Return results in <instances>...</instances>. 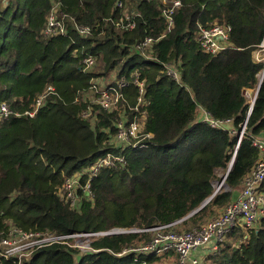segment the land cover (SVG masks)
I'll list each match as a JSON object with an SVG mask.
<instances>
[{"label":"trees","instance_id":"16d2710c","mask_svg":"<svg viewBox=\"0 0 264 264\" xmlns=\"http://www.w3.org/2000/svg\"><path fill=\"white\" fill-rule=\"evenodd\" d=\"M180 2L171 30L160 39L166 29L160 0H0V105L11 112L0 116V239L12 226L60 235L179 221L177 230L191 231L236 198L260 156L253 139L264 137V75L258 80L263 64L252 57L264 39V0ZM55 4L64 15L65 34L45 36ZM132 11L134 28L128 30L119 22ZM214 24L230 30L227 48L210 55L197 37L200 26ZM80 27L90 31L81 35ZM145 37L154 40L152 59L135 49ZM88 55L95 62L85 69ZM165 65L177 69L178 80ZM113 73L128 80L124 101L111 113L95 107L93 121L84 118L87 104L80 95L92 79ZM134 73L145 85L143 132L152 137L147 148L133 152L115 136L123 110L131 114L128 107L136 105ZM48 87L53 92L38 112L25 115ZM253 89L258 91L250 110L244 92ZM199 108L230 125L217 129L197 121ZM245 121L225 188L214 194ZM106 153L123 154L125 167L101 168L89 181L90 194L78 192L77 207L59 197L65 178ZM87 181L84 175L81 183ZM150 239L149 233L100 237L90 244L97 252L86 254L52 245L23 264H157L162 257L156 255L116 257ZM205 263L264 264V219L251 229L234 227Z\"/></svg>","mask_w":264,"mask_h":264},{"label":"built area","instance_id":"2783aa9c","mask_svg":"<svg viewBox=\"0 0 264 264\" xmlns=\"http://www.w3.org/2000/svg\"><path fill=\"white\" fill-rule=\"evenodd\" d=\"M160 2L164 5L161 17L166 22V29L161 34V39L171 30L174 24V12L181 6V2L180 0H160ZM117 7H122L121 1L117 2ZM132 13V16L129 13L125 14V19L120 20L119 24L123 28L128 30L134 28L133 18L135 14L133 11ZM63 17V14H59L58 5H53L42 32L43 35L56 36L65 34ZM78 29L81 35H86L90 31L88 27H80ZM229 30L230 28L226 25L200 26L197 39L201 50L206 54L216 55L227 48ZM153 44L154 40L152 38L145 37L135 44V49L139 52H144L143 55L147 59H152L149 51ZM262 52H264V39L252 54L256 62L263 64V77L264 55ZM94 62V56H86L83 59L84 68L90 69L94 65ZM165 68L167 74L177 80L173 66L165 65ZM132 75H134L133 82L137 86L136 105L128 107V110L132 112L131 114L125 111L127 107L123 110L120 120L116 123L115 142L123 149L127 148L129 151L134 152L147 148V138H151L152 136L150 133L146 134L143 132L144 120L146 118V112L143 108L147 105L145 85L143 81L138 79V74L134 73ZM110 76H113V79L107 77L92 79L89 87L80 95L82 101L87 104L86 110L83 112L84 118H90L93 121V110L95 107L111 113L118 108L120 102L124 101L122 90L129 86L128 80L124 76L117 77L115 73ZM255 90L250 100V110L257 93V89ZM52 92L53 88L48 87L36 99L32 109L24 112V114L33 117L41 107L44 98ZM244 94L246 95V91ZM198 111L203 112L204 118L198 120L196 116V120L206 123L211 128L225 129L226 126L230 125L229 120L219 121L211 118L202 108H199ZM10 113L7 104L3 103L0 106V116L6 117ZM245 126L246 121L237 134V144L234 148L232 160L244 136ZM230 131L233 134L235 133L231 129ZM253 146L258 149L260 156L254 167L243 179L238 196L223 209L221 214L197 229L191 231L177 230L176 225L179 223L178 221L146 229L112 228L106 231L56 235L53 233L26 232L12 226L7 236L0 239V264H23V261L29 259L35 251L52 245H65L69 248H75L79 250L80 254L96 253L97 251L93 250L90 246L91 242L96 238L140 233H149L151 236L150 241L130 246L121 253H118L116 257H124L129 254H135L138 258H145L149 255L160 257L171 256L177 257L178 261L176 264H204L206 259L219 251L221 244L234 227H239L243 230L251 229L257 221L264 219V137L260 136L253 139ZM125 165L126 158L123 154L114 155L106 153L101 155L89 166L91 167L90 169L82 170L71 177L65 178L62 185L58 188V195L60 198L69 201L71 207H77L80 198L78 192L81 191L86 196L90 194L89 181L99 173L101 168L123 169ZM84 175H88V181L82 184L81 178ZM225 175L221 176V180L214 184V194L225 188Z\"/></svg>","mask_w":264,"mask_h":264},{"label":"rangeland","instance_id":"374dc122","mask_svg":"<svg viewBox=\"0 0 264 264\" xmlns=\"http://www.w3.org/2000/svg\"><path fill=\"white\" fill-rule=\"evenodd\" d=\"M262 54L264 55V52H262ZM173 71H174V73H175V75H176V77H177V80H178V72H177V69L175 68V67H173ZM172 74V73H171ZM173 75V74H172ZM107 78H110V79H113V76H110V77H107ZM262 79V73L259 75V77H258V80L260 81ZM256 90L255 89H253V90H248V91H246V98L248 99V101L250 102V100H251V98L253 97V94H254V92H255ZM1 106V105H0ZM201 111H198V113H200ZM86 168L87 167H84L83 168V170H86ZM91 167H88L87 168V170L88 169H90ZM222 211H223V209L222 210H220L219 211V213H218V215L219 214H221L222 213ZM217 215V216H218ZM216 216V217H217ZM170 257V258H169ZM168 258H169V260H168V258H165V259H160L159 260V262H157V264H176L177 263V261H178V259H177V257H171V256H169ZM204 264H207V263H204Z\"/></svg>","mask_w":264,"mask_h":264},{"label":"water","instance_id":"95a60500","mask_svg":"<svg viewBox=\"0 0 264 264\" xmlns=\"http://www.w3.org/2000/svg\"><path fill=\"white\" fill-rule=\"evenodd\" d=\"M257 91H258V90H257ZM232 164H233V160H232V161L230 162V164H229V167H228V170H227L226 175H227L228 172L231 170ZM226 175H225V176H226ZM211 197H212V196H211ZM211 197L208 198L205 202H203L202 205H201L197 210L191 212L186 218H188V217L191 216L192 214H195L196 212H198L199 210H201V208H203V207H204V206L210 201ZM186 218H185V219H186Z\"/></svg>","mask_w":264,"mask_h":264},{"label":"crops","instance_id":"0c3cea01","mask_svg":"<svg viewBox=\"0 0 264 264\" xmlns=\"http://www.w3.org/2000/svg\"><path fill=\"white\" fill-rule=\"evenodd\" d=\"M253 54V53H252ZM204 118V115H203V112L201 111L200 113L197 114V119L198 120H202ZM239 192L237 193V196H238ZM236 196V197H237ZM163 259L165 258H168L167 256L166 257H162ZM169 259V258H168Z\"/></svg>","mask_w":264,"mask_h":264}]
</instances>
